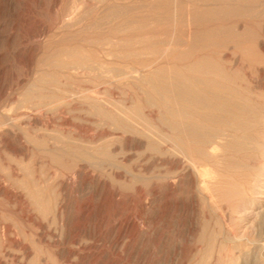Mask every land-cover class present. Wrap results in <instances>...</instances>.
Instances as JSON below:
<instances>
[{
  "label": "rangeland",
  "instance_id": "obj_1",
  "mask_svg": "<svg viewBox=\"0 0 264 264\" xmlns=\"http://www.w3.org/2000/svg\"><path fill=\"white\" fill-rule=\"evenodd\" d=\"M217 4L0 0V264H230L238 250L226 238L237 235L235 243L246 244L241 253L251 252L249 263L264 264V228L247 229L251 222L236 213L230 171L214 165L209 191L181 164L163 180L158 159L137 146L145 139L123 138L101 116L127 107L155 127L151 83L170 85L172 53L187 40L189 12L199 28H233L252 33L253 48L264 44V5L251 14H209ZM225 52L218 55L222 65L242 79L245 73L262 100L264 75L248 70L232 46ZM77 56L95 68L73 70ZM61 93L65 101L48 106ZM251 185L240 197L261 212L264 175Z\"/></svg>",
  "mask_w": 264,
  "mask_h": 264
},
{
  "label": "bare ground",
  "instance_id": "obj_2",
  "mask_svg": "<svg viewBox=\"0 0 264 264\" xmlns=\"http://www.w3.org/2000/svg\"><path fill=\"white\" fill-rule=\"evenodd\" d=\"M196 1L197 0H191V5H195ZM201 1L203 3H218L217 5H215L218 6V8L209 10V14L213 15L219 12L226 13L229 15L239 14L242 12H244V14L245 12L251 14L252 10L264 5V0ZM187 17L188 23L190 22L187 28V40L178 44L181 49H177L172 53V58L175 64L173 66V70L170 77V85L168 86L159 84V81H154L151 83L152 91L149 100L153 102L152 107L155 106L159 114L158 117H156L157 120L155 121V127L150 128L149 123L144 120L146 118L144 114L146 113L141 114L145 116L144 119L141 117L139 118L138 116L131 115L127 107H122L123 109L114 108L113 110H109V112H100L101 116L108 124V127L116 134H120V136H122L123 138L128 139L127 136H139L145 139V144L138 143L137 146H139V149H143L144 153L151 155L152 158L158 159V164H160V167L163 168V173L161 176L163 180L165 179L164 176L166 174L170 173L174 169H177L181 164V166L186 168L191 167L194 176L196 175L201 179V187L209 191L210 185H214L213 182L216 179V172H214L215 170H213L212 168L214 167V165L219 166L220 169L226 170L227 172L230 171L232 173V177L234 178L233 183L236 182L234 184L236 185V191L234 194V191H230V195L228 194V198L233 203V207L236 208V213H240L239 216L243 218L244 222H251L250 227L247 228L246 226L247 229L251 228L252 225H255L259 229L264 228V209L261 212H256L254 211V207L256 205L253 202H249V200H247V198L245 197H240V192L243 193V191H246V189H248L249 184H258V178L264 175V98H262V100H260L259 98H255V88L253 87L251 81L246 79L247 75H245L244 73L245 78L242 79L239 76L238 71L233 72L232 67L223 66L221 63L223 59L222 57L218 56L219 53L225 54V49L227 50L229 46H232L233 55H239L242 63L247 64L248 70H250L251 72L257 71L259 75L262 76L264 75V71L261 70L262 68L260 69V67L258 66H260L261 64V57H264V44H257L256 47H258V49L255 48V46L253 48L252 46H250V43L254 40V35L252 33L239 32L237 31V29L233 28H222L213 26L214 24L212 26L199 28L194 24L193 13H187ZM163 63L165 64V62ZM172 64L173 63H171L170 65ZM69 67H72L73 70L81 69L83 71H92L95 68L94 65L89 64V60H83L81 57L78 56L73 58ZM244 68L245 67L242 66V69L240 70L244 71ZM132 71L134 70L132 69ZM61 72L63 71H60V73ZM138 72L140 71L138 70ZM133 74L135 75L136 73ZM40 83H42V81ZM54 84L56 83L54 82ZM47 87L45 88L47 89ZM83 89H86V93L87 91H89L88 88ZM93 90L95 89L93 88ZM140 91L142 90L140 89ZM59 92L61 91L59 90ZM54 93L56 94L55 91ZM84 93L85 92H83V94ZM55 94H52L49 97L50 100L47 103L48 106H53L54 104L57 105L65 101L66 97L63 93L58 95ZM76 97H78V95ZM124 98H126V96H124ZM118 101L122 102L121 100ZM122 103L124 104V102ZM151 105L152 104H150V107ZM96 108L97 107H94V109ZM151 112L153 113V111ZM149 117L150 116H148V118ZM151 126L153 125L151 124ZM118 138L121 139V137ZM129 145L130 147L132 146L131 144ZM156 159L154 161H156ZM252 161L257 163L259 162L261 164H258L257 166L251 164ZM112 162H110V164H107L111 165ZM200 162L202 164H200ZM95 165L100 166L97 163H95ZM156 178L158 179L159 176H156ZM219 182H221L219 183V185L221 186L223 184L225 185V182L227 181ZM231 183L229 182L227 184ZM237 184H239L240 186H238ZM252 186L253 185H251L249 188L251 189ZM227 189H229L228 186L226 187V190ZM251 192L252 191H250V194ZM236 238H226L229 240V242L231 241L232 243L236 244L233 245L232 248L238 250L237 258H232L230 260V264H250V261H248V259L249 257H251V252L243 253L245 251H242L241 253L240 246H242V249H244L243 247H245L246 244L240 243L237 245V243H235L237 242ZM258 255H260V253Z\"/></svg>",
  "mask_w": 264,
  "mask_h": 264
}]
</instances>
